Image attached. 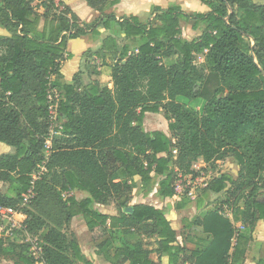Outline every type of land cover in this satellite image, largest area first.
Wrapping results in <instances>:
<instances>
[{
    "label": "trees",
    "instance_id": "16d2710c",
    "mask_svg": "<svg viewBox=\"0 0 264 264\" xmlns=\"http://www.w3.org/2000/svg\"><path fill=\"white\" fill-rule=\"evenodd\" d=\"M84 1L99 14L90 24H81L61 0H0V28L8 34L0 35V143L14 150L0 155V182L8 185L0 208L25 216L21 229L0 236V259L40 264L24 241L28 233L38 238L46 264H91L62 232L81 216L88 229L108 223L107 235L94 246L111 249L112 264H154L152 252L167 256L169 264H227L246 239L219 209L193 220L203 231L198 249L183 260L184 248L162 211L136 205L126 214L123 208L133 191L175 197L179 174L195 177L199 160L215 169L231 155L237 178L218 174L199 195L224 192L230 205L242 201L249 229L264 220V4L197 0L209 11L191 16L174 3L152 6L150 19L141 23L131 14L115 16L120 0ZM183 22L187 29L202 27L200 36L183 38ZM83 36L100 40L97 50L87 51L98 64L85 67L86 83L82 73L66 83L60 67L70 57L67 42ZM100 67H109L108 82ZM50 90L59 96L61 128L45 160ZM178 97L202 101L200 112L187 110ZM159 113L170 135L145 130V115ZM44 161L46 173L32 185L31 175ZM31 188L35 196L21 207ZM50 200L57 209L54 223L37 213ZM189 203L184 196L175 208ZM109 204L115 217L97 208ZM139 232L156 236L158 248L126 241Z\"/></svg>",
    "mask_w": 264,
    "mask_h": 264
},
{
    "label": "crops",
    "instance_id": "0c3cea01",
    "mask_svg": "<svg viewBox=\"0 0 264 264\" xmlns=\"http://www.w3.org/2000/svg\"><path fill=\"white\" fill-rule=\"evenodd\" d=\"M64 2L85 24L94 22L99 14L93 9L89 8L84 0H61ZM154 0H120L119 4L115 7L114 14L117 18H122L125 15H133L142 22H146L150 19V9L152 6H161L165 8L169 4L184 5L188 8L187 15L204 14L209 9L202 5L197 0H166L165 4L153 3ZM256 4H264V0H252ZM149 3V4H148ZM183 3V4H182ZM182 10V9H181ZM141 13V14H140ZM141 15V16H140ZM182 28V36L185 39L192 40L197 38L202 33L203 28L199 27L197 30H191L185 28V23L180 24ZM0 35L7 36V32L0 28ZM103 37L108 33H102ZM101 45L100 40L90 42L88 36L79 37L75 40H69L67 42V54L70 55L61 62L60 72L63 75L66 83H71L75 75L79 73L80 67L83 66L84 56L88 50L95 51ZM92 58V57H91ZM93 64L98 62L92 58ZM95 60V61H94ZM72 61L73 64H69L65 68L67 62ZM100 70V68H99ZM84 70L80 71L83 72ZM82 81L86 83V74H82ZM145 118L143 125L145 126ZM155 131V130H153ZM13 153V149L10 147L1 146L0 144V155ZM237 173L238 166L235 164ZM138 181V179H135ZM5 187V183L0 182V192L6 193L8 185L6 184L5 191L1 189ZM184 196H175L172 198H160L156 194V189H153L150 193L144 195L140 191H134L131 197V201L128 206L145 205L153 207L163 212L166 220L169 222L172 230L176 234L177 243L184 248L183 260H186L190 253L194 249H198L200 243L197 236L202 234V228L194 225L193 220L201 218L204 213L214 208L219 209L221 212L222 208L231 203L226 200V195L223 197L222 193L215 196L203 197L196 194L194 200H190V203L181 208H175V202H179ZM219 198V199H218ZM236 206L239 208H236ZM98 210L106 215L115 217L117 211L113 204L99 205ZM233 208V215L227 218L231 225L235 228L237 233H241L246 243L238 248L236 256L231 257L234 252V248H231L228 256L231 264H260L261 260L264 261V220H258L254 223L253 227L249 229L247 225L243 223V202H239ZM13 218L19 222H24L25 216H13ZM108 223L106 226L97 227L95 229H88L84 219L81 216L73 217L67 225L63 227L62 232L68 237L69 240L76 242L84 257L91 262V264H112L110 258L112 257V250L107 249V252H99L94 246L97 241L101 240L107 235ZM128 243H139L147 250H155L158 248V238L156 236H148L143 232L135 233L125 237ZM244 243V240H243ZM242 243V244H243ZM1 260V259H0ZM6 259H2L1 262L8 264L10 261L5 262ZM148 260L154 264H169L168 257L158 252H152ZM0 262V263H1ZM185 264H190V261H186Z\"/></svg>",
    "mask_w": 264,
    "mask_h": 264
},
{
    "label": "built area",
    "instance_id": "2783aa9c",
    "mask_svg": "<svg viewBox=\"0 0 264 264\" xmlns=\"http://www.w3.org/2000/svg\"><path fill=\"white\" fill-rule=\"evenodd\" d=\"M47 104H48V124H49V130L48 135L44 144V155L45 160L49 156L51 150H52V144L54 140V136L57 134L55 132V129H60L61 127L57 123V109H58V99L59 96L55 90H50L47 94ZM192 169L196 173V176L193 177L192 175L183 176L179 174L178 181L182 183H177L175 185V192L176 196H186L190 200H194L196 196V190L200 187L201 189H204L207 187L208 182L207 180H201L200 176H204L202 173L203 169L207 170V165L203 163V161L199 160L196 162ZM46 173L45 169V161L38 165L37 169L32 173L31 178L33 185L37 180L41 178V176ZM209 173V172H208ZM207 173V175H208ZM35 196V193L33 191V188H31L27 193L22 195L21 200V207H24L28 205L33 197ZM224 217H230L233 215V208L232 205L227 204L224 206L219 212ZM22 216L23 214L17 211H13L11 209L7 208H0V222L2 223L0 225V236L1 235H12L17 230L21 229L23 222H19L13 218V216ZM25 243L29 244V252L31 257L38 261L40 264H46L43 258V250L40 246V242L37 237L31 236L28 233L25 234ZM236 241L235 238L233 239V246L235 245ZM227 264H231L230 259L228 260Z\"/></svg>",
    "mask_w": 264,
    "mask_h": 264
},
{
    "label": "rangeland",
    "instance_id": "374dc122",
    "mask_svg": "<svg viewBox=\"0 0 264 264\" xmlns=\"http://www.w3.org/2000/svg\"><path fill=\"white\" fill-rule=\"evenodd\" d=\"M155 2L160 3V4H165L166 3V0H154L153 3H155ZM262 3H264V2H262ZM180 7H181V9H182L183 12L189 13L188 10H187L188 8H186V6L180 5ZM79 22L81 24H85L80 18H79ZM118 41L120 42V44H123V43L126 42V41H124L122 39V37H119V36H118ZM83 56L85 57L84 58L85 61L83 63V66L80 67L81 68V69H79L80 71L85 70V67H87V66H91L90 63L93 60L91 58V56H90L89 53L83 54ZM168 62H166V64H168ZM196 62L197 63H200V62H202V59L200 57H197L196 58ZM69 64H73L72 61L67 62L65 64V68ZM80 71H79V73H82ZM100 71H101V75H102V80L104 82H108L109 79H110V69H109V67H100ZM110 86H111V84H110ZM176 101L178 103H180V104H183L187 110L192 111V112H200V109H201V107L203 105V102L200 101V100H187V99L182 98V97H178L176 99ZM145 122H146V124H145L144 128H145L146 131L161 130V131L165 132L166 134L170 135V133H169V131L167 129L168 123L164 119L162 113H159V114H146L145 115ZM58 139L59 138H57V140ZM1 146H6V148H7V145H5V144H1ZM12 149L13 148H11V150ZM13 152H14V150H13ZM235 164H236V161L230 155L224 161L217 162L215 169H211L210 167H207L208 168L207 169V172L206 171H202V173L204 174V176L203 177L200 176V181L203 180V179L204 180H207V181H210L213 177L217 176L218 174H223V173L229 174L233 179H236L237 178V169H236ZM207 173H208V175H207ZM177 183L178 184L179 183H182V180H181V182L178 181ZM5 188H6V184H5V187L3 186V188L1 189V191L2 192L5 191ZM202 190L203 189H201L199 187L196 190V194H204V190L203 191ZM222 195L224 197L226 194L223 192ZM63 196H64V198H66V194H64ZM45 204L46 205H44V203H42L38 207L37 213L39 215H41L43 218H45L48 222H53L54 223V221L52 220L51 216H53L55 214V210H57L55 208V201H52L51 202V200H50L48 203H45ZM236 208H239V206L238 207L236 206ZM1 224L2 223L0 222V225ZM1 260H0V262H1ZM5 262H8V260H5ZM0 264H5V263L1 262ZM8 264H11V262L8 263Z\"/></svg>",
    "mask_w": 264,
    "mask_h": 264
},
{
    "label": "water",
    "instance_id": "95a60500",
    "mask_svg": "<svg viewBox=\"0 0 264 264\" xmlns=\"http://www.w3.org/2000/svg\"><path fill=\"white\" fill-rule=\"evenodd\" d=\"M123 212L126 214H131L133 212V207L127 206V207L123 208Z\"/></svg>",
    "mask_w": 264,
    "mask_h": 264
}]
</instances>
